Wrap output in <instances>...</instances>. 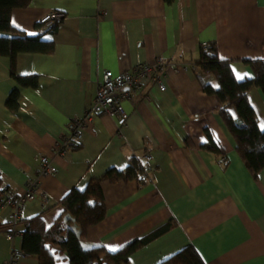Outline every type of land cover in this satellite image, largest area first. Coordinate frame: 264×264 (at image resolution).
Here are the masks:
<instances>
[{
    "label": "crops",
    "instance_id": "0c3cea01",
    "mask_svg": "<svg viewBox=\"0 0 264 264\" xmlns=\"http://www.w3.org/2000/svg\"><path fill=\"white\" fill-rule=\"evenodd\" d=\"M49 10L65 13L52 29L38 22ZM10 22L53 50L16 54V74L35 75V86L13 78L10 58L0 55V188L24 192L42 154L57 172L41 178L40 197L26 203L13 228L9 208H0V264L21 249L26 221L40 214L49 226L64 215L60 200L70 188L144 154L149 180L101 184L106 212L86 229L84 243L112 252L169 223L129 264H156L186 245L205 264H264V169L252 176L216 112L219 103L202 88L215 85L213 76L195 66L202 43L215 42L237 79L251 77L242 60L264 59V0H31L11 10ZM157 57L171 65L163 91L141 79L147 98L137 92L123 101L124 125L97 114L78 147L54 155L68 120L91 104L103 70L116 74ZM12 90L16 109L6 104ZM248 97L264 129V93L253 86ZM208 134L218 154L202 146ZM8 229L15 231L10 239ZM52 249L65 264L66 254ZM18 264H38L37 256L24 253Z\"/></svg>",
    "mask_w": 264,
    "mask_h": 264
},
{
    "label": "trees",
    "instance_id": "16d2710c",
    "mask_svg": "<svg viewBox=\"0 0 264 264\" xmlns=\"http://www.w3.org/2000/svg\"><path fill=\"white\" fill-rule=\"evenodd\" d=\"M31 0H0V55L10 58V75L22 84L35 86V75L18 76L15 71L16 54L20 51L50 53L53 43L37 36L27 35L10 22V12L15 7H25ZM172 0H164L170 3ZM52 29L51 27H47ZM252 70L251 77L237 79L230 67V60L218 56L215 42L201 45L195 66L203 77L212 75L215 85L203 84V90L213 95L219 106L216 112L235 141V149L253 177L264 169V129L259 127L258 117L250 103L248 93L251 87H258L264 93V59H243ZM17 91L12 90L6 104L16 109ZM230 108L237 115L233 117ZM204 148L218 154L219 148L208 134ZM150 168L141 157H132L122 169L109 168L101 176L88 180L84 188L72 187L61 198L64 215L58 216L45 226L40 214L26 221L22 232L21 250L37 256L38 264L59 263L52 246L67 256L65 264H129L130 255L142 245L167 231L170 224H164L149 234L130 241L116 251H109L102 245L84 243L86 229L100 221L106 212L101 188L103 182L116 183L137 179L140 184L149 180ZM0 188V194L3 193ZM156 264H205L192 245H186Z\"/></svg>",
    "mask_w": 264,
    "mask_h": 264
},
{
    "label": "built area",
    "instance_id": "2783aa9c",
    "mask_svg": "<svg viewBox=\"0 0 264 264\" xmlns=\"http://www.w3.org/2000/svg\"><path fill=\"white\" fill-rule=\"evenodd\" d=\"M64 16L63 11L49 10L38 18V22L51 27L60 22ZM202 45L206 46L207 43L203 42ZM170 66L164 58L157 57L152 61L140 62L128 71L116 74H113L109 69L103 70L91 104L84 109L81 116L68 120L64 134L54 143V155L64 156L71 149L78 147L81 144L84 129L92 125L97 114L113 116L119 126L124 125L128 114L123 107V101L133 100L137 92L143 93V98H147L141 79H146L148 84L155 85L160 91H163L165 89L163 78L167 75L166 68H171ZM150 159L149 154L142 156V160L146 164ZM56 172L57 168L53 160L42 154L39 156L36 174L28 178L24 192L17 194L11 189H3V193L0 194V208H9L11 228L21 220L26 203L40 197L38 191L41 178ZM42 199H45V196ZM14 233L13 229H8L5 231V236L10 239ZM23 255L24 252L21 249L12 248L6 264H18Z\"/></svg>",
    "mask_w": 264,
    "mask_h": 264
}]
</instances>
